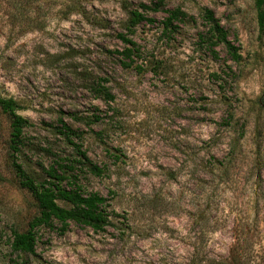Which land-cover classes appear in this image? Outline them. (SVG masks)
Instances as JSON below:
<instances>
[{
	"label": "rangeland",
	"instance_id": "374dc122",
	"mask_svg": "<svg viewBox=\"0 0 264 264\" xmlns=\"http://www.w3.org/2000/svg\"><path fill=\"white\" fill-rule=\"evenodd\" d=\"M160 1L193 20L165 33L167 14L146 11L155 22L130 35L144 70L124 69L118 35L130 12ZM254 3L0 0V95L30 123L19 162L42 180L76 158L65 123L108 168L79 182L110 212L105 232L55 223L38 231L34 254H14L12 230L25 231L38 208L10 166L11 120L0 109V264H264V31ZM205 9L239 62L202 42Z\"/></svg>",
	"mask_w": 264,
	"mask_h": 264
},
{
	"label": "trees",
	"instance_id": "16d2710c",
	"mask_svg": "<svg viewBox=\"0 0 264 264\" xmlns=\"http://www.w3.org/2000/svg\"><path fill=\"white\" fill-rule=\"evenodd\" d=\"M255 10L259 28L264 31V0H255ZM143 11L134 10L126 24L127 34H119L118 38L125 45L117 54L121 57V66L124 69L143 71L137 63L142 57L141 49L130 35L142 23H154L155 20L146 16V11L167 14L163 22L164 32L171 33L179 27L193 20L180 8L165 9L163 1L154 5H141ZM201 18L207 28L201 33L202 42L209 48L214 58H218L216 48L225 47L231 59L239 62L241 55L237 47L230 41L228 32L216 18L213 11L205 9ZM95 92L106 100H114L108 88L98 85ZM0 109L11 120L9 140V162L16 179L23 189L28 190L34 197L38 214L29 222L25 231L12 230L10 248L14 254L32 255L35 253L38 240V231L42 228H52L55 223L60 225V232L69 230L71 223L90 228L96 233L105 232L110 224L108 200L98 193H84L79 182L80 172H86L94 177H103L108 174L106 166L101 167L88 157L82 147L72 138L79 135L72 131L65 123L62 125L61 134L74 147L76 158L60 159L55 165L46 170V177L42 180L31 177L19 162V155L24 146V130L30 126L29 121L19 114L20 107L13 98L0 95ZM232 118V117H231ZM80 169V171L78 170ZM63 203L64 206L60 205ZM0 236V243H1Z\"/></svg>",
	"mask_w": 264,
	"mask_h": 264
}]
</instances>
